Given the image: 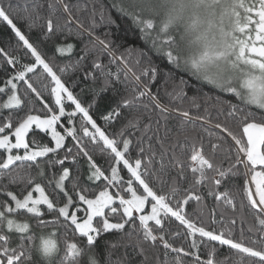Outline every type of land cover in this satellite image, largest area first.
Returning a JSON list of instances; mask_svg holds the SVG:
<instances>
[{"label":"snow or ice","instance_id":"1","mask_svg":"<svg viewBox=\"0 0 264 264\" xmlns=\"http://www.w3.org/2000/svg\"><path fill=\"white\" fill-rule=\"evenodd\" d=\"M114 6L120 13L131 18L139 28L141 38L146 43L151 41V50L157 55H162L170 67L183 71L201 86H211L222 93L233 94L238 99V103L226 102L230 108V116L242 110L241 103L246 108H255V111L250 110L245 116L242 135H237L226 124H215V128L221 134L216 137L217 142L211 144V149L213 152L222 149L227 143L226 138H230L237 146L235 163L223 169L213 162L211 156L205 154L203 143L197 145L193 140L189 159L192 173L197 174L195 184L185 189V196L173 207L171 197H174L179 189L172 187L170 193H165L150 186L148 176L152 158L149 157L147 165L139 157L133 163L127 156L131 140L123 139L121 142L115 137L110 138L97 125L88 108L84 107L65 86L53 67L13 23L8 11L0 6V19L12 27L16 36L34 57L33 63L21 65L14 75L4 81V86L0 87V94L10 93L0 104V119L3 120V123H0V150L4 153L0 158V172L15 169L25 163L30 166L34 164L37 168L36 176L30 175L27 180L26 189L31 190L25 189L19 194L7 191L5 195L8 199L0 201V264H54L56 260L59 247L54 238L55 233H49L47 236L42 234L39 238L28 235L31 232V225L27 219L21 218L24 214H32L41 227L60 224L62 218L63 226H74L73 231L78 232L81 238H86L88 246H94V241L101 233L123 230L128 224L134 226L138 220L144 241L155 243L159 240L166 250L170 249L177 253L178 257L180 254L192 255L195 257L194 264H217L214 259L215 249L209 251L206 260H201L198 252L190 253L184 248H175L168 243L163 234L159 236L154 234L158 231L162 232L164 218L170 215L181 225L186 226L193 237L199 234L200 238L229 246L230 249L241 254L242 258L237 264H243V257L249 258V264H264V0H127V3L121 0L119 5ZM64 8L67 11L69 6L65 4ZM69 18H72L71 13ZM46 23L51 32L54 29L53 19L49 17ZM153 33L155 36L152 35ZM73 47L69 43L59 47L58 51L70 52ZM0 53L4 54L9 64L15 65L18 62L16 57L9 56L3 49H0ZM94 67L100 68L101 65L96 63ZM41 69V75H47L55 84L51 88V94L55 97L51 105L45 101L42 93L29 77V74L35 75ZM61 71L64 69L62 68ZM148 71L155 75L157 69L151 68ZM20 83L25 85L28 92L34 94L44 110V115L31 114L34 108L29 107L27 114L16 118L13 123L12 115L5 117L2 113L6 110L19 111L23 107L24 100L18 90ZM180 83L184 84L186 81L181 78ZM145 94L143 91L139 93L140 96ZM65 98L74 105L73 111L66 113ZM123 103L127 105L130 101L124 100ZM162 111L167 109L162 108ZM78 113L81 114L83 137L89 138L93 144L102 142L104 146L102 151H109L112 155V162L107 169H102L95 163L82 139L76 135L74 127L57 130L62 118H66L71 124ZM119 114V111L115 110L104 119L111 120ZM182 115L185 119L189 118L187 111ZM87 125H90V128ZM129 126L135 125L129 121ZM37 130L49 135L54 141V146L40 144L35 140L30 145L27 137ZM118 135L123 136V130ZM66 137L75 141L77 154L87 158L89 181H101L104 184L103 189L94 198H89V190L80 188L78 178L73 180L69 168L63 167L65 161L72 155V149L67 148L65 144ZM185 139L189 137L185 136ZM65 149L66 154L63 158L48 161L49 164H59L62 168L58 178L47 181L49 186L54 185L56 196L62 195L64 198L63 203L57 206L59 201L50 198L45 187L37 182L38 178L45 175L39 158H47L49 154L55 155ZM21 150H23L22 154ZM139 151L143 153L144 149L140 148ZM228 151L232 149L229 147ZM241 154L246 158L243 161L240 159ZM152 155L154 156L155 153ZM72 159L75 160L76 157L73 156ZM171 162L183 164L175 152L172 154ZM239 165L247 169L244 173L243 194L250 207L261 214L257 216V222L262 226V229L257 230L258 237L246 238L241 231L239 239H236L231 230L219 232L208 230L198 226L183 212L184 206L190 201L199 202L202 199L196 194L195 187L209 179L208 171L216 173L212 183L218 188L226 176L236 174L233 169ZM164 168L165 165L161 162V171ZM124 170L130 174L126 180L122 175ZM53 176L56 177V174L54 173ZM178 176L183 178L182 168ZM67 181H72L70 189L66 184ZM115 188L120 191H109ZM139 189H142V194H138ZM34 192L39 195L34 196ZM120 192L130 193V198H126ZM215 198L223 199L224 203L235 211L236 205L228 192H216ZM81 204L86 205V208H82ZM146 205H150V211H146ZM41 206H46L48 212L55 214L51 220L43 218L46 213L42 211ZM105 209L108 211L106 212ZM113 219H117L118 222H112ZM149 222L154 224L150 226ZM231 223L235 224V220ZM17 234L19 242L13 246V237ZM36 239H39V243L33 244L32 241ZM25 241L28 243L26 244ZM192 248H198L195 239ZM140 251L143 252L142 247ZM81 255L82 249L76 242L66 243V252L59 264H79L75 258ZM89 264H98L94 255L90 258ZM175 264L182 262L178 258ZM223 264H228V258L224 259Z\"/></svg>","mask_w":264,"mask_h":264},{"label":"trees","instance_id":"2","mask_svg":"<svg viewBox=\"0 0 264 264\" xmlns=\"http://www.w3.org/2000/svg\"><path fill=\"white\" fill-rule=\"evenodd\" d=\"M120 3L121 0H0V6L8 11L13 23L53 67L65 86L84 107L88 108L97 125L110 138L115 137L121 142L123 139L131 140L127 154L131 161L134 163L139 157L147 165L149 157L152 158L148 176L150 186L165 193H170L172 187L179 189L176 195L171 197V204L174 207L176 202L185 196V189L195 184L197 174L192 173L190 167L187 168L191 165L189 157L193 140L197 145L203 143L205 154L211 156L215 164L227 169L230 164L235 163L237 146L230 138H226L227 143L224 147L213 152L211 144L216 143V137L221 134L215 128V124H226L237 135H242L245 116L248 111H255V108H246L241 103L242 110L230 116V108L226 102L238 103V99L233 94L222 93L211 86H201L183 71L170 67L162 55H157L151 50V41L146 43L141 38L140 30L131 18L120 13L114 6ZM124 3H127V0H124ZM65 4L69 6L67 11L64 8ZM49 17L54 22V29L51 32L46 23ZM152 35L155 36V33ZM69 43L74 46L70 52L58 51L59 47ZM0 49L18 60L15 65L9 64L4 54L0 53V87H3L8 77L14 75L21 65L33 63L34 57L16 36L12 27L2 19ZM96 63L101 67L95 68ZM62 68L64 71H61ZM151 68L157 69L155 75L148 71ZM41 72L42 69L35 75L29 74V77L45 101L51 105L55 99L51 94V88L55 84L47 75H41ZM181 78L186 83L181 84ZM18 90L24 100L23 107L19 111H3L2 116L12 115L15 123L16 118L27 114L29 107L34 108L31 114L43 116L44 110L34 94L28 92L23 83L18 84ZM142 91L146 93L144 96L139 95ZM8 94L10 93L0 94V104L6 100ZM124 100H129L130 103L125 105ZM65 106L66 113L74 110L71 102L65 103ZM162 108L167 111H162ZM115 110L120 114L106 121L104 117ZM184 111L189 113L188 119L183 117ZM129 121L135 126H129ZM0 123H3L2 119ZM81 126V114L78 113L71 124L66 118H62L58 130L61 131L63 127H74L76 135L82 139L95 163L102 169H107L112 162V155L109 151H102L104 148L102 142L93 144L89 138L83 137ZM87 126L90 128V125ZM122 130L124 135L119 136L118 133ZM185 136L189 139H185ZM27 139L30 145L35 140L40 144L54 146L51 137L40 133L39 130L34 134L30 133ZM65 144L67 148L72 149V155L65 161L63 167L69 168L73 180L78 178L79 187L88 189L89 198H94L103 189V182L89 181L87 158L77 154L75 141L70 137H66ZM229 147L232 151H228ZM140 148L144 149L143 153H140ZM173 152L183 161L182 165L171 162ZM65 154L66 149L58 151L55 155L49 154L47 158H39L45 175L38 178L37 182L45 187L50 198L59 201L57 206L63 203L64 198L62 195L56 196L54 185L49 186L47 181L58 178L62 168L59 164H49L48 161L61 159ZM3 156L4 153L0 150V158ZM73 156L76 157L75 160L72 159ZM241 157L242 154L240 159ZM161 162L165 165L163 171L160 169ZM181 168L183 178L178 176ZM246 171L243 165L237 166L233 169L236 174L226 176L218 188L212 183L216 173L208 171L209 179L195 187L196 194L202 199L199 202L190 201L184 206L183 212L198 226L208 230L217 232L231 230L236 239H239L241 231L246 238L258 237L257 230L262 229V226L257 222V216L261 214L250 207L243 194ZM54 173L56 177L53 176ZM36 174V166L34 164L30 166L28 163L0 172V201L8 199L5 195L7 191L19 194L25 190L29 176ZM122 175L125 180L130 176L126 170ZM71 183L72 181L66 182L69 189ZM126 187L125 184L124 188ZM109 191L118 192L120 189ZM216 192H228L236 205L235 211L226 205L223 199L217 200ZM120 194L126 198H130L131 195L125 192ZM138 194H142V189L138 190ZM81 207L86 208L83 204ZM41 209L46 213L43 217L45 220L54 217L55 214L48 212L46 206H41ZM147 210H150V205L147 206ZM21 213L23 214V210ZM21 218L27 219L31 225V232L28 235L39 238L42 234L47 236L49 233H55L54 238L58 243L59 252L54 264H59L60 259L64 257L66 243L69 242H76L82 249V255L75 258L79 264H89L93 255L98 264H117L118 261L119 264H175L178 258L182 264H194L195 261L192 255L180 254L178 257L177 253L170 249L166 250L159 240L155 243L144 241L138 220L134 226L128 224L123 230L101 233L94 241V246H88L86 238H81L78 232L73 231L74 226H63L62 218L60 224H48L43 227L38 225L32 214H24ZM233 220L235 224L231 223ZM95 222L94 220V224ZM112 222L118 220L113 219ZM149 223L150 226L154 224ZM154 234L158 236L163 234L168 243L175 248H184L190 253L198 252L201 260H206L212 249H215L214 259L217 264H223L225 258H228V264H237L242 258L241 254L229 246L200 238L199 234L193 237L186 226L181 225L170 215L164 218L162 232ZM194 239L198 244L196 249L192 248ZM18 242L17 234L13 237V246ZM32 243L38 244L39 239ZM141 247L143 252L140 251ZM243 264H249V258L243 257Z\"/></svg>","mask_w":264,"mask_h":264},{"label":"rangeland","instance_id":"3","mask_svg":"<svg viewBox=\"0 0 264 264\" xmlns=\"http://www.w3.org/2000/svg\"><path fill=\"white\" fill-rule=\"evenodd\" d=\"M64 102L67 103V102H69V101H67V99L65 98V101H64ZM57 130H58V129H57ZM58 131H59V130H58ZM27 138H28V137H27ZM21 153H22V152H21ZM188 167H190V166H187V168H188ZM33 195H34V196H38L39 193H36V192H35ZM117 202H118V201H117ZM147 206H148V205H146V211H150V210H147ZM85 207H86V205H85Z\"/></svg>","mask_w":264,"mask_h":264}]
</instances>
